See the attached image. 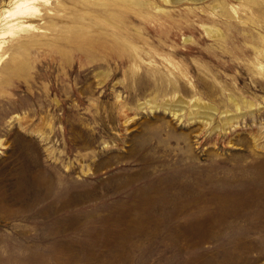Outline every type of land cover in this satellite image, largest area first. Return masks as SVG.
Returning <instances> with one entry per match:
<instances>
[{
    "label": "rangeland",
    "instance_id": "1",
    "mask_svg": "<svg viewBox=\"0 0 264 264\" xmlns=\"http://www.w3.org/2000/svg\"><path fill=\"white\" fill-rule=\"evenodd\" d=\"M101 1L0 0V264H264V0Z\"/></svg>",
    "mask_w": 264,
    "mask_h": 264
},
{
    "label": "bare ground",
    "instance_id": "2",
    "mask_svg": "<svg viewBox=\"0 0 264 264\" xmlns=\"http://www.w3.org/2000/svg\"><path fill=\"white\" fill-rule=\"evenodd\" d=\"M44 1V2H48L49 0H13L12 4L13 6L11 8H9L8 10H6V15L4 16L5 20H8V18H17V17H23V16H28L29 14H35L37 11H39V2ZM92 0H87V2H90ZM106 2V4H111L112 3H122L124 5H127V2L130 4L135 0H102L101 3ZM168 1V0H166ZM242 1V0H241ZM99 2V1H98ZM243 2V1H242ZM100 3V4H101ZM99 4V3H98ZM128 4V5H129ZM111 7V6H110ZM127 7V6H126ZM104 8V7H103ZM111 9V8H110ZM19 26L18 23H10L6 28H4V30L0 29V39L1 37H4L7 34H11L13 33L17 27ZM24 25H21L20 27H23ZM19 27V28H20ZM30 27V26H28ZM152 29V28H151ZM212 31V30H211ZM213 34V33H212ZM252 34V33H251ZM219 35V34H218ZM113 42H114V46L117 47L116 48V52L114 53V49L113 54L114 55H120L125 57V59H123V61L128 60L129 58H133L134 55H132L129 51H131V48H129V46L127 45V41L125 39H123L122 37L119 36H115L113 38ZM111 49V48H110ZM136 49V48H135ZM124 51H126V54L124 55ZM138 51V50H137ZM260 66V65H259ZM261 68H264V66H260ZM264 70V69H263ZM261 72V71H260ZM263 72V71H262ZM261 72V73H262ZM252 74V73H251ZM264 74V72L262 73ZM157 76V75H156ZM162 76V75H161ZM164 76V75H163ZM253 76V75H252ZM231 99L235 100L234 97H232ZM238 102H236L237 104ZM170 104V103H169ZM171 105V104H170ZM162 106V105H161ZM250 106H253V103H250ZM156 107H159L158 105H156ZM165 109H168L167 105H165ZM237 109H241V106L239 104H237ZM180 113V112H179ZM178 113V114H179ZM183 113V112H182ZM174 114H176V112L174 111Z\"/></svg>",
    "mask_w": 264,
    "mask_h": 264
}]
</instances>
